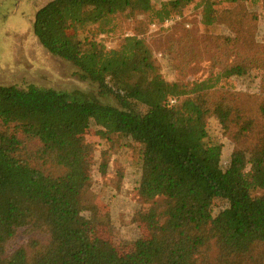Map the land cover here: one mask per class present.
Here are the masks:
<instances>
[{
    "label": "trees",
    "instance_id": "trees-1",
    "mask_svg": "<svg viewBox=\"0 0 264 264\" xmlns=\"http://www.w3.org/2000/svg\"><path fill=\"white\" fill-rule=\"evenodd\" d=\"M193 1L52 0L38 10L33 32L41 45L118 105L80 92L0 86V264H264V130L257 133L264 121V45L235 19L231 36L182 31L166 51L183 70L203 61L211 68L204 80L188 83L167 81L137 35L114 50L79 37L126 12L145 13L151 27L163 30ZM199 1L200 26L212 28L220 4L260 0ZM252 65L262 72L263 102L245 96L256 105V118L234 80ZM213 117L237 145L226 169L223 145L209 138ZM92 125L100 136L143 147L139 194L150 237L126 256L92 226L86 229L91 222L84 213L98 210L87 198L92 181L85 174ZM248 141L251 146H241ZM28 142L39 145L27 151ZM217 202L225 205L220 218L213 214ZM22 233L26 241L16 244Z\"/></svg>",
    "mask_w": 264,
    "mask_h": 264
},
{
    "label": "rangeland",
    "instance_id": "rangeland-1",
    "mask_svg": "<svg viewBox=\"0 0 264 264\" xmlns=\"http://www.w3.org/2000/svg\"><path fill=\"white\" fill-rule=\"evenodd\" d=\"M49 1L0 0V86L13 85L25 89L35 85L58 91L80 92L96 98L102 104L117 106L113 97L100 94L96 84L84 80L82 73L72 63L52 55L35 36V15ZM167 1L170 0H154V3L159 6ZM199 2L196 0L188 4L182 15L163 30L151 27L145 13L130 15L126 12L116 15L110 22H101L80 30L79 37L85 41L95 40L107 50H114L120 48L125 37L137 35L153 50L160 72L167 81L183 80L188 83L204 80L210 75L211 68L209 62L203 61L197 69H192V66L183 70L182 64L166 51L170 41L180 37L182 31L200 29L202 36H231L229 21L235 19L264 45V0L257 4L249 1L220 4L217 14L219 21L212 28H201L202 9ZM253 65L248 74L234 80L236 92L243 96L245 104L248 103L249 113L256 118V105L251 104L250 97H245L258 96V105L263 102L262 72L258 66ZM257 125V133L262 132L264 121L258 120ZM99 129L92 125L85 135L91 147L88 164H85V174L92 181L87 198L97 205L98 210L95 214L84 213L83 217L91 222L86 225V229L92 226L99 237L109 239L120 254L126 256L135 251L140 240L150 237L142 221V216L149 213V210L139 194L143 147L126 137L100 136L97 133ZM209 138L223 145L221 166L226 169L237 145L225 135L217 117L209 120ZM38 145L37 142H28L27 151H33ZM247 145L251 146L252 143L248 141L241 146ZM34 163L41 166L40 163ZM262 193L258 192V195ZM224 207L223 203H215L214 216L218 217ZM25 241L26 236L22 233L15 243Z\"/></svg>",
    "mask_w": 264,
    "mask_h": 264
},
{
    "label": "built area",
    "instance_id": "built-area-1",
    "mask_svg": "<svg viewBox=\"0 0 264 264\" xmlns=\"http://www.w3.org/2000/svg\"><path fill=\"white\" fill-rule=\"evenodd\" d=\"M173 21H174V20L167 21L164 25H162V27H163V28L168 27L171 23L173 24ZM152 27H153V28H156V29L159 28V27L156 26V25H153ZM172 103H175V101H172Z\"/></svg>",
    "mask_w": 264,
    "mask_h": 264
},
{
    "label": "crops",
    "instance_id": "crops-1",
    "mask_svg": "<svg viewBox=\"0 0 264 264\" xmlns=\"http://www.w3.org/2000/svg\"><path fill=\"white\" fill-rule=\"evenodd\" d=\"M51 1H52V0H51ZM49 2H50V1H49ZM46 4H47V3H46ZM46 4H45V5H46ZM41 8H42V7H41ZM41 8H40V9H41ZM37 12H38V11H37Z\"/></svg>",
    "mask_w": 264,
    "mask_h": 264
}]
</instances>
